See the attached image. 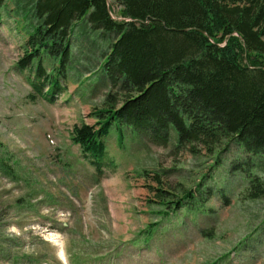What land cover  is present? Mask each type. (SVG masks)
I'll use <instances>...</instances> for the list:
<instances>
[{
  "label": "rangeland",
  "instance_id": "rangeland-1",
  "mask_svg": "<svg viewBox=\"0 0 264 264\" xmlns=\"http://www.w3.org/2000/svg\"><path fill=\"white\" fill-rule=\"evenodd\" d=\"M107 1L119 20L121 7ZM6 21L12 30L0 24V264H264V201L244 199L248 182L234 169L247 163L257 173L263 160L235 145L215 154L177 151L129 129L120 141L113 126L107 163L114 165L97 174L71 132L110 109L105 101L117 90L102 66L114 35L77 28L67 92L53 102L32 101L26 74L14 68L24 36Z\"/></svg>",
  "mask_w": 264,
  "mask_h": 264
},
{
  "label": "trees",
  "instance_id": "trees-1",
  "mask_svg": "<svg viewBox=\"0 0 264 264\" xmlns=\"http://www.w3.org/2000/svg\"><path fill=\"white\" fill-rule=\"evenodd\" d=\"M116 1L119 20L107 0H0V24L12 30V20L24 36L14 68L26 74L32 101L67 92L77 28L114 35L102 66L117 90L105 101L110 109L71 132L96 172L114 165L107 163L113 126L120 141L129 129L177 151L235 145L264 161V0ZM256 166L261 172L247 163L234 169L248 182L244 199L264 201V162Z\"/></svg>",
  "mask_w": 264,
  "mask_h": 264
},
{
  "label": "bare ground",
  "instance_id": "bare-ground-1",
  "mask_svg": "<svg viewBox=\"0 0 264 264\" xmlns=\"http://www.w3.org/2000/svg\"><path fill=\"white\" fill-rule=\"evenodd\" d=\"M60 256H61V260H63L64 262H65V258H64V254L61 252V254H60ZM66 263V262H65Z\"/></svg>",
  "mask_w": 264,
  "mask_h": 264
}]
</instances>
